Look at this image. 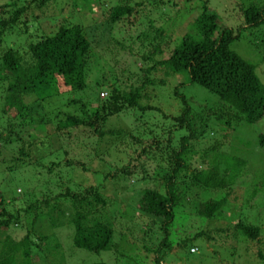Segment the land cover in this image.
I'll list each match as a JSON object with an SVG mask.
<instances>
[{
	"label": "rangeland",
	"instance_id": "1",
	"mask_svg": "<svg viewBox=\"0 0 264 264\" xmlns=\"http://www.w3.org/2000/svg\"><path fill=\"white\" fill-rule=\"evenodd\" d=\"M14 1L16 7H22L24 11L18 18L17 26L9 31L5 29L1 35L0 52L11 49L23 57L22 61H29L27 47L30 44L53 35L63 25L84 27L85 33H93L91 25L102 23L110 8L120 0H50L41 8L36 6L37 0H0V16L9 18L13 9L8 10L3 6ZM152 1L134 0L140 4L136 13L111 27L109 38L122 42L124 50L117 51L115 48L112 52L114 43L111 40V45L105 44L99 36L102 29L97 25V33L90 36L89 51L90 56L97 58L95 65L99 64L102 70H90L83 91L46 95L36 89L23 99L28 109L15 119L16 109L6 99V86L10 81L8 73L0 71V134L2 138H7L11 125L13 135L22 139L21 143L6 147H2L0 141V192L14 199L13 203L5 201L8 203L6 209L11 214L19 211V224L10 225L0 233V250L5 238L17 243L30 232L34 236L44 237L41 241L30 237L38 246L31 251V264H155V251L163 239L159 221L143 214L134 205L143 190L161 192L162 180H157L158 176L155 175L157 171L164 172L167 166L154 156L156 148L153 140L158 142L157 150L170 155V150L177 149L179 138L186 135L185 132L172 133L176 129L173 118L179 115L180 108L179 101L172 95L174 91L186 99L189 116L195 119L205 115L202 107L217 106V98L196 85L186 84L184 74L165 77L161 71L152 72L147 75L149 80H162L164 83L162 86L147 87L144 91L149 92L153 112L145 114V117L135 111L121 113L98 120L93 127L70 128L55 133L58 123L63 122L67 114L78 118L90 117L92 107L98 103L95 101L96 95L105 101L111 87L115 86L123 92L140 87L145 82L142 71L150 68L153 62L167 59L173 48V40L185 34L200 14L197 8L200 0H169L161 7L165 16L155 12L150 14L149 3ZM251 5L261 7L264 0H207L206 6L217 17L216 22L220 27L236 31L243 27L240 6L247 8ZM149 19L152 27L161 29L164 37L171 39L167 46L164 44L166 41H159L162 54L154 56L153 62L142 61L151 48L146 43L141 47L137 40L143 33L153 36L149 30ZM101 28L104 27L101 25ZM229 50L254 66L255 75L264 86V25L258 29L242 30L239 38L230 42ZM95 73L101 74L99 79H104L99 88L90 84L92 78L96 77ZM101 93L106 96L101 98ZM72 101L76 104H72ZM83 112L85 114L82 115ZM162 116L170 120L163 122ZM143 125L144 129L149 126L150 134L142 135L138 127ZM214 126L215 131H210L212 135L209 133L207 138H200L191 144L193 154L188 159L189 168L187 173L179 174L180 184L184 185L179 189L188 193L180 208L174 210V219L167 229L170 248L159 255L162 256L160 264H264L259 257L264 258V147L258 145V137H264V116L252 125L242 121L230 123L228 127L221 122ZM119 131L123 133L116 134ZM98 132L102 133L101 137ZM45 137L48 140L45 141ZM136 139L140 141L136 142ZM42 141H45V149L44 146L39 149L43 154L41 167L34 168L30 166L33 158L29 165L26 164L27 159L21 158L17 149L20 145L26 149L28 143L37 147ZM214 142L220 145L217 152L226 159L238 158L245 164L238 168L233 183L222 192L209 191L203 196L201 190L189 185L188 178L192 170L209 169L212 155L206 150ZM29 148L28 151L33 147ZM143 150L145 153H142ZM37 154L35 152L32 156ZM17 158L25 165L17 167L14 160ZM226 159H221L220 163ZM53 162L60 166L47 172L49 164ZM66 162L68 166L64 165ZM124 166L128 167L130 176L118 174L117 171ZM64 187L74 195L97 189L105 206L96 217H101L103 223L110 225L112 243L116 249L98 254L77 250L70 243L72 230L68 229L66 222L61 227L55 225L53 228L52 223L59 220L50 219L49 210L57 203L64 210L68 208V201L60 202L57 197L64 192ZM43 193H47L46 197ZM208 199H224L225 202L213 218L205 220L195 214V209ZM44 202L48 203L46 207L37 208L38 204ZM34 205L37 209L23 212L26 207ZM239 223L257 228V237L248 240L238 234L235 227ZM191 249L195 251L192 253Z\"/></svg>",
	"mask_w": 264,
	"mask_h": 264
},
{
	"label": "trees",
	"instance_id": "2",
	"mask_svg": "<svg viewBox=\"0 0 264 264\" xmlns=\"http://www.w3.org/2000/svg\"><path fill=\"white\" fill-rule=\"evenodd\" d=\"M48 1L50 0H37L36 6L41 8ZM185 1L191 2L194 0ZM200 1V6L199 4L197 5L200 14L186 29L185 34L173 40V48L168 58L155 63L152 61L153 57L162 54V49H159L158 46L159 41H166L164 44L167 46V44L171 43V39L169 36L164 37V32L161 29L152 27V21L149 19V30L153 32V36L143 33L138 36L137 40L140 41L141 47L146 43L151 48L147 57L142 58V61L150 60L153 65L142 71L145 75L143 77L145 82L140 87H135L128 92H123L115 86L111 87V90H108V97L105 101H101L96 95L95 101L98 103L92 107L90 117L78 118L67 114L64 121L59 122L58 127L55 129V133L58 134L64 129L83 126L93 127L98 120H106L121 113H134L133 111L138 113L139 116L145 117V114L154 110L149 104L151 101L149 92L144 91L150 86L164 85L162 80L155 82L147 78V75L157 71H161L165 77L184 74L186 76V84L196 85L217 98V106L202 107L201 109L205 115H199V118L195 119L189 116L190 108L186 99L174 91L172 95L174 99L179 101L180 108H178L179 115L173 118L176 129L174 128L172 133L175 131L185 132L186 135L179 138L177 149L170 150V155L163 154L160 150H157L158 146L156 143L158 142L153 140L152 144L156 148L154 156L160 158L161 162H164L165 166H167L166 170H164L165 173L161 170L157 171V175H155V177L158 176L157 180H162L161 192L143 190L134 205L143 214L159 221V230L163 239L155 251L156 256L153 260L155 264L161 263L162 256L159 255L162 251L170 248L167 242V229L174 219V210L180 208L181 202L185 201L188 193L183 189H179V186H184L180 184L179 174L187 173L186 171L189 168L188 159L191 158L190 154H193L191 144L197 142L200 138H207L210 131H215L214 124L217 122H221L227 127L230 126V123L236 124L242 121L252 125L259 122L264 116V86L260 84L256 77L254 66L229 50L230 42L237 40L242 30L258 29L264 25V5L261 7L251 5L247 8H241L240 6L243 27L233 31L232 29L220 27L216 22L217 17L214 13L208 11L207 0ZM166 3H169V0H153L152 3H149L150 14L155 12L165 16L161 7ZM139 5L134 0H120L115 6L110 8L102 23L91 25L90 29H92L94 34L85 33L84 27L61 26L53 35L43 37L38 42L27 47L30 55L29 61H22L23 57L11 49L1 51L0 71L8 73L10 81L6 86V99L9 105L11 107L14 106L16 109L14 118H20L22 112L28 109L23 103V99L33 94L36 89H40L46 95L83 91L86 88L85 80L90 70L94 71L95 69L98 72L102 70L99 64L95 65L97 58L90 56L89 51L92 40L90 36L93 37L97 33V25H100V29H102L99 36L105 41V44L111 45V40L114 43L112 52L115 48H117V51L124 50L125 47H123L122 42L109 38L111 27L124 20L125 17L135 14ZM3 8H12L13 11L9 18L0 16V37L5 29L9 31L17 26L18 18L24 11V8L16 7L15 1L11 2L10 5H4ZM101 25L104 28H101ZM128 52L131 53V50H128ZM130 55L132 57V54ZM95 74L96 77L92 78L90 84H94L96 88H99L103 84L104 79L103 77L99 79L101 74ZM61 90H63V93ZM72 104H76V102L72 101ZM83 114L85 113L83 112ZM160 118L163 122L170 120L165 116ZM143 127L145 125L138 127L142 130V135L151 133L149 126H146L145 129ZM13 133L14 131L9 125L7 138H2L0 134V141L3 143L2 147L13 143H21L22 139L16 134L13 135ZM122 133L121 131L116 132L118 135ZM210 134L212 135V133ZM98 136L101 137L102 133L98 132ZM46 140H48L47 137H45ZM138 141L140 140L136 139V142ZM44 142H40L37 147L28 143L26 149L23 145H20L24 148L18 147L19 156L27 159L28 162L26 164L28 163V165L30 159L33 158L30 166L32 165L34 168L41 167L43 154L40 151V147L44 146ZM258 145L264 147V137L262 135L258 137ZM28 146L33 147L32 150L28 151L30 149ZM219 146V144L214 142L207 147L206 153L211 152L212 155L209 169L205 171L192 170L189 174V185L201 190V195L203 196L208 194L207 192L209 191L222 192L227 185L233 183L235 176L239 172L238 168L245 164L243 160L238 158L226 159L223 154L217 152ZM149 149L151 150L152 148L150 147ZM35 152L38 153L37 156H32ZM142 153H145V151L143 150ZM221 159H226L223 162L224 164L220 163ZM14 160L17 161V167L22 166L23 162L19 161L20 158ZM67 162L64 165L68 166L69 162ZM49 165L47 172H51L52 169L60 166L57 162ZM221 165L223 168L220 167ZM82 170L83 172L85 171L84 169ZM117 172L123 176L131 175L126 166ZM57 179L60 180V178ZM63 189L64 192L57 195V197L60 198V202L68 201V208L64 210L57 203L55 207L53 206L49 210L50 219L59 220L58 223H52L54 225L53 228L55 225L61 227L66 222L68 229L72 230L70 243L77 250L98 254L101 251L107 252L109 250L112 251V248L116 249L113 247V231L110 225L103 223L101 217H96V215L102 213L105 206V202L102 196L97 193V189H88L81 194L75 195L70 193L66 187ZM46 194L43 193V196L46 197ZM5 201H12L13 203L14 199L7 197L4 192H0V233L10 225L19 224V211L11 214L6 209L8 203ZM224 202V199L217 201L208 199L197 205L195 214L202 219L210 220ZM47 205L48 203L44 202L38 204L37 208L46 207ZM37 208L35 205L28 206L23 212L28 213ZM76 209H79V211H76ZM35 219H33V222ZM235 230L248 240H254L258 233L257 228L242 223L237 224ZM32 236L34 235L29 232L17 243L5 238L0 250V261H6L4 262L6 264H31V251L38 248L30 239ZM41 237L34 236L35 240L38 241L44 238ZM58 247L57 245L55 246L57 249ZM259 257L264 260L261 255ZM2 262L0 264H3Z\"/></svg>",
	"mask_w": 264,
	"mask_h": 264
},
{
	"label": "built area",
	"instance_id": "3",
	"mask_svg": "<svg viewBox=\"0 0 264 264\" xmlns=\"http://www.w3.org/2000/svg\"><path fill=\"white\" fill-rule=\"evenodd\" d=\"M100 96H101V98H104V96H106V94H105V93H101ZM194 251H195V249H191V250H190V252H192V253H193Z\"/></svg>",
	"mask_w": 264,
	"mask_h": 264
}]
</instances>
